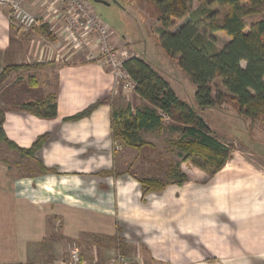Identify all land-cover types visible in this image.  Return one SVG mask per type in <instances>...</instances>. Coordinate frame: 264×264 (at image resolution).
Wrapping results in <instances>:
<instances>
[{
  "label": "crops",
  "instance_id": "1",
  "mask_svg": "<svg viewBox=\"0 0 264 264\" xmlns=\"http://www.w3.org/2000/svg\"><path fill=\"white\" fill-rule=\"evenodd\" d=\"M21 1L39 25L23 30L11 19L9 9L0 6V74L7 67H27L12 72L0 89L4 131L11 142L25 150L46 136L36 159L54 172L42 173L33 159L16 152L11 153L19 156L21 161L16 163L0 158V264H45L57 258L55 248L63 237L77 240L84 235L103 241L123 235L125 244H144L150 259L159 264H191L189 244L177 243L174 235H157L159 210H168L173 202L156 199V193L143 195L139 182L120 167L121 153L114 151L113 111L131 107L136 112L141 107L135 102H142L144 108L150 105L116 76L102 55L96 33L74 39L63 19L62 1ZM90 8L97 16L96 9ZM158 23L156 19L157 30L161 27ZM108 27L107 44L112 49L145 60L165 78L152 60L132 48L135 44L129 38ZM30 83L36 87L31 88ZM48 97L57 102L58 115L53 120L21 108ZM101 101L106 102L90 117L66 122ZM228 166L218 173L222 176L214 206L220 216L218 225L229 219L242 226L244 235H259L258 251L264 253V177L244 169L228 172ZM188 185L180 189L189 191ZM192 192L183 213L188 219L191 213L200 217L207 210L204 191ZM92 245L95 252L90 249L84 264H105L101 256L109 243ZM240 249L244 255L246 248ZM192 260L198 263L196 258Z\"/></svg>",
  "mask_w": 264,
  "mask_h": 264
},
{
  "label": "rangeland",
  "instance_id": "2",
  "mask_svg": "<svg viewBox=\"0 0 264 264\" xmlns=\"http://www.w3.org/2000/svg\"><path fill=\"white\" fill-rule=\"evenodd\" d=\"M88 1L89 5L96 9L97 16L107 26L129 38L133 45L135 44L132 47L135 51H138L143 58L146 56L153 61L154 65L160 69L166 78L164 79L169 82L171 88L178 94L180 100L198 109L195 102L196 87L179 68L177 59L167 56L161 45H159L160 43L157 39L158 30L156 28L158 13L151 3L141 0ZM203 8H205V4L195 2L192 6L190 19L203 22L206 16L200 14ZM209 11L219 12L217 21L221 24L226 11L217 8H212ZM195 15L196 18H194ZM260 18L259 15H251L246 17L244 21L249 28ZM159 25L160 23L157 26ZM179 25L180 23L177 27ZM213 38L218 50H222L229 42V38L221 32L215 34ZM127 56L129 57V54ZM12 72L9 73L8 78ZM6 81L0 85V89L3 88L2 86ZM30 87L33 88L36 85H30ZM210 87L216 102L213 107L204 110L198 109V112L207 123L212 135L223 144L233 148L231 159L227 162L230 170L228 172L232 170L239 172L244 169L257 176L264 177V120L261 118L252 120L246 117L240 111L238 104L232 100L228 91L222 86L219 79L214 80ZM135 105L144 109L142 102H135ZM173 125L171 120L164 119L162 128L155 131L138 132L136 134L137 147H128L120 140L113 141L114 151L121 153L120 167L125 168L127 174L135 178L139 184L144 180H157L161 183H168L163 191L149 193H144L140 184L143 195L156 193L159 194L156 199L159 198L161 200L162 198L165 202H173V204L171 203L172 207L168 210H159V230L157 235H174L177 243L189 244L188 246L192 250L191 264H264V253L258 251L259 243L261 242L259 235H244L245 231L240 229L242 226L234 224L229 219L223 220L224 225H218V217L220 216H218V210H215L214 206L216 207L218 204L219 182L222 176L216 174L211 177L189 161L184 162L182 155L173 146V142L180 139V133L172 129ZM13 152L15 151L10 150L6 144L0 141V158L12 163L21 161L19 156L14 157L11 154ZM178 165L181 171L189 178V181L184 184H189L187 186V189H190L189 191L186 188L185 190L180 189L184 185L175 184V181L169 177L171 170ZM196 189H201L206 194L205 196L208 200L207 210L205 215L200 217H194L195 213H191L190 219H188L186 215L183 217V213L187 208L185 201L190 199V196L192 199V191ZM166 190L171 194L166 192L163 195L162 192ZM145 215L150 218L149 214ZM188 222V225L191 226L190 228H187ZM120 231L123 234L122 230ZM143 235H146V233L143 232ZM122 237L123 235H115L110 238L111 242L109 240H104V242L102 239L96 240L92 236L85 238V235L77 240L63 237L62 241L57 242L59 246L55 248L56 252L54 255H57L58 259L55 258L45 264L67 261L70 250L74 246L80 249L85 262L87 253L88 255L92 253L90 249H92V243L94 242H98L99 245L109 243L110 246H108L107 251H104L101 256L105 264H110L117 254L124 255L128 264H159L156 260L150 259L151 255L144 244H141V246L125 244L126 240ZM186 238L190 239V242L183 240ZM202 238L203 242H201ZM127 240L130 241V235ZM242 246L246 248V250L243 249L244 255L240 249L243 248ZM93 252L95 251L93 250ZM195 258L198 263L192 260ZM160 264L176 263L161 262Z\"/></svg>",
  "mask_w": 264,
  "mask_h": 264
},
{
  "label": "trees",
  "instance_id": "3",
  "mask_svg": "<svg viewBox=\"0 0 264 264\" xmlns=\"http://www.w3.org/2000/svg\"><path fill=\"white\" fill-rule=\"evenodd\" d=\"M141 1L149 2L157 9L161 26L157 31L159 43L167 56L177 59L179 68L196 87L195 102L198 109L214 106L216 100L210 85L219 79L246 117L264 120V0ZM195 2L205 4L200 13L206 15L203 22L190 19ZM212 8L226 11L221 24L217 21L219 12L209 11ZM251 15H259L261 18L248 28L244 19ZM219 32L229 38L222 50L216 48L213 38ZM48 38L52 39V36L48 35ZM24 68L27 67L12 66L4 69L0 74V85L6 81L10 72ZM123 69L135 84L134 92L150 107L136 112L131 107L114 110L111 123L113 139L122 141L128 147H137L138 132L160 129L164 119H169L174 124L172 129L180 133V139L174 141L173 146L182 155L184 162L189 161L211 177L222 171L231 159L233 148L212 135L207 123L199 115V110L180 100L170 84L145 60L129 58L124 61ZM105 102L90 106L66 119V122L90 117ZM21 108L46 120H53L58 115L55 97L29 102ZM4 123L5 113L0 110L1 142L22 157L33 159L42 173L54 172L36 159L46 136L25 150L7 138ZM169 177L180 186L189 181L179 165L171 170ZM140 184L144 193L161 192L168 185L157 180H144Z\"/></svg>",
  "mask_w": 264,
  "mask_h": 264
},
{
  "label": "built area",
  "instance_id": "4",
  "mask_svg": "<svg viewBox=\"0 0 264 264\" xmlns=\"http://www.w3.org/2000/svg\"><path fill=\"white\" fill-rule=\"evenodd\" d=\"M64 5L63 19L68 31L76 41L96 33L102 46V55L118 78L125 81L126 88L134 91L135 84L123 69V63L129 59L126 53H119L107 44L110 28L92 11L88 0H60ZM0 6L10 11L11 19L23 30L31 31L38 27V19L28 13L22 6L21 0H0ZM56 264H84L79 248L74 246L69 253L68 260ZM112 264H128L126 257L117 254Z\"/></svg>",
  "mask_w": 264,
  "mask_h": 264
}]
</instances>
